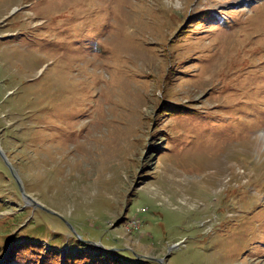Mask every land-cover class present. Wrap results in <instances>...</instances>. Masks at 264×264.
Returning <instances> with one entry per match:
<instances>
[{"label": "rangeland", "instance_id": "374dc122", "mask_svg": "<svg viewBox=\"0 0 264 264\" xmlns=\"http://www.w3.org/2000/svg\"><path fill=\"white\" fill-rule=\"evenodd\" d=\"M11 234L264 264V0H0Z\"/></svg>", "mask_w": 264, "mask_h": 264}, {"label": "trees", "instance_id": "16d2710c", "mask_svg": "<svg viewBox=\"0 0 264 264\" xmlns=\"http://www.w3.org/2000/svg\"><path fill=\"white\" fill-rule=\"evenodd\" d=\"M0 264H143V262L127 258L106 247L88 246V243L71 248L48 244L44 248L41 240L37 238L29 239L11 234Z\"/></svg>", "mask_w": 264, "mask_h": 264}, {"label": "water", "instance_id": "95a60500", "mask_svg": "<svg viewBox=\"0 0 264 264\" xmlns=\"http://www.w3.org/2000/svg\"><path fill=\"white\" fill-rule=\"evenodd\" d=\"M96 247H101L103 248L100 244H97V243H93Z\"/></svg>", "mask_w": 264, "mask_h": 264}]
</instances>
